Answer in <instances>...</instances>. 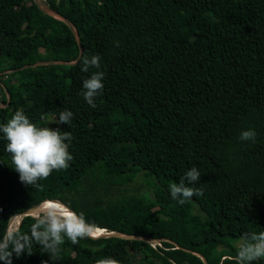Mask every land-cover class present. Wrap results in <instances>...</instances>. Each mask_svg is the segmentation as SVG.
Listing matches in <instances>:
<instances>
[{"label":"trees","instance_id":"1","mask_svg":"<svg viewBox=\"0 0 264 264\" xmlns=\"http://www.w3.org/2000/svg\"><path fill=\"white\" fill-rule=\"evenodd\" d=\"M45 4L74 26L82 54L101 57L104 88L95 108L83 99L96 69L81 71L64 22L34 0H0V125L16 110L37 126L73 113L59 125L73 137L69 167L33 186L20 182L0 133V242L13 216L45 200L95 228L159 241L65 238L53 255L33 240L12 264H134L133 252L143 264H204L167 240L207 264H235L241 237L264 231V0ZM49 60L67 64L20 69ZM248 129L254 143L239 139ZM192 167L200 181L186 186L203 195L181 205L169 186ZM137 177L147 191L128 189ZM36 219L22 218L11 234L30 235Z\"/></svg>","mask_w":264,"mask_h":264},{"label":"clouds","instance_id":"2","mask_svg":"<svg viewBox=\"0 0 264 264\" xmlns=\"http://www.w3.org/2000/svg\"><path fill=\"white\" fill-rule=\"evenodd\" d=\"M116 46H119L118 42ZM100 60L99 55L89 56L87 53H83L78 58L82 72L88 73L90 69H96L82 83L81 94L92 108L96 107L95 100L102 94L104 88L105 74L99 70ZM72 118L73 113L64 110L50 124L68 125ZM0 133H3V138L7 141L5 151L11 156L13 169L19 174L20 182L25 185L33 186L39 180L47 179L54 170L67 169L73 159L68 151L69 143L73 139L70 132H62L60 127L37 126L22 110H16L6 124L0 125ZM239 139L254 143L256 132L253 129L243 130ZM200 177V171L192 167L179 183L170 184L171 198L182 205L193 196L203 195L201 189L186 186L185 183L187 181L189 185H194L200 181ZM36 218L35 223L31 225L30 235L21 236L14 233L0 242V262L12 264L13 253L17 257L27 253L26 249H30L33 240L55 255L59 246L65 242V238L72 244H77L85 238H97L95 226L89 224L83 214L77 215L64 205L44 209ZM262 259H264V231L245 233L237 246L235 264H254ZM96 264H120V262L112 257H105L98 259Z\"/></svg>","mask_w":264,"mask_h":264},{"label":"water","instance_id":"3","mask_svg":"<svg viewBox=\"0 0 264 264\" xmlns=\"http://www.w3.org/2000/svg\"><path fill=\"white\" fill-rule=\"evenodd\" d=\"M34 2L36 3V5L38 6V8L41 9V11L46 14V15H49L53 18H56L62 22H64L70 29L71 33L73 34L75 40H76V43L79 47V54H78V57L76 59V61H78V58L82 55V45L80 43V38H79V35L76 31V29L74 28V26L66 19L64 18L62 15H60L59 13H57L55 10H53L52 8H50L48 5H46L45 3H42V2H38V0H34ZM67 63L65 62H61V61H53V60H49V61H43V62H37L33 65H27V66H24L22 68H20L21 70L22 69H27V68H30V67H38V66H49V65H66ZM46 201H51V202H58L56 200H45L43 202H46ZM42 202V203H43ZM38 204V205H35V206H31L30 208L24 210L23 212L13 216L10 221L13 219V218H20V221L22 220V218L24 217H28V216H31V217H35L34 216V213L37 212V210L39 209L40 205L42 204ZM59 204L61 205H64L62 204L61 202H58ZM65 206V205H64ZM67 209L71 210L69 207L65 206ZM71 212H73L71 210ZM74 213V212H73ZM76 214V213H75ZM9 221V223H10ZM20 221L18 223V226L20 225ZM9 225V224H8ZM17 229V228H16ZM96 229V228H95ZM11 233L8 232V228H7V232H6V238L10 235ZM97 238H93V239H98V238H117V239H122V240H127V241H142V242H151V241H158L159 240H151L149 238H146V237H140V236H134V235H128L126 233H120V232H105L103 234H99L96 236ZM168 242H170L171 244H173L177 249H181L183 250L184 252L186 253H190L194 256H197L198 258H200L204 264H207V262L205 261L204 257L201 255V253L199 252H196V251H190V250H186V249H182L181 247H179L178 245H176V243L172 242V241H169L167 240Z\"/></svg>","mask_w":264,"mask_h":264},{"label":"rangeland","instance_id":"4","mask_svg":"<svg viewBox=\"0 0 264 264\" xmlns=\"http://www.w3.org/2000/svg\"><path fill=\"white\" fill-rule=\"evenodd\" d=\"M38 2H42V3H45V0H38ZM1 105V104H0ZM55 117H53V116H48V117H46V122H47V125L48 126H50V127H52V128H56V127H59V125H56V124H50L52 121H53V119H54ZM50 124V125H49ZM148 185H147V183L145 182V180L142 178V177H137L136 179H135V181L128 187V189L131 191V192H133L134 191V189L135 190H137V191H139V192H145V191H147L148 190ZM59 202V201H58ZM198 210L197 209H195V212H197ZM37 216V215H36ZM35 216V217H36ZM20 219V218H19ZM15 228H17L16 226H14V230H12L11 231V233L13 232V231H15L16 229ZM106 232H108V231H106ZM139 242H142V241H139ZM157 241H151V242H149V243H153V245H152V247H154L155 246V243H156ZM148 243V242H147ZM155 248V247H154ZM219 250V249H218ZM197 252V251H196ZM216 253H219V251H217L216 250ZM132 255H133V262H134V264H143V263H141V261H140V255L139 254H136V253H132ZM155 263V262H154Z\"/></svg>","mask_w":264,"mask_h":264},{"label":"bare ground","instance_id":"5","mask_svg":"<svg viewBox=\"0 0 264 264\" xmlns=\"http://www.w3.org/2000/svg\"><path fill=\"white\" fill-rule=\"evenodd\" d=\"M46 202H48V201H46ZM44 203V202H43ZM42 203V204H43ZM40 205V207H39V209L37 210V212H35L34 213V216H36L38 213H42V211L44 210V209H47V208H51V207H57L58 205H61V204H59L58 202H48V203H45V204H43V205ZM37 217V216H36ZM19 221H20V219L19 218H13L11 221H10V223H9V225H8V232H10L11 233V231L12 230H14V226H18V223H19ZM16 229V228H15ZM106 232V230H103V229H98V228H96L95 229V236H97V235H99V234H103V233H105Z\"/></svg>","mask_w":264,"mask_h":264}]
</instances>
